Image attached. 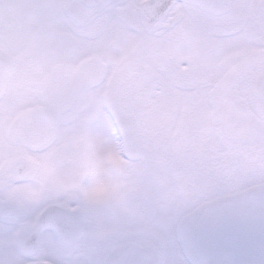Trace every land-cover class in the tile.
I'll return each instance as SVG.
<instances>
[{
  "label": "snow or ice",
  "instance_id": "snow-or-ice-1",
  "mask_svg": "<svg viewBox=\"0 0 264 264\" xmlns=\"http://www.w3.org/2000/svg\"><path fill=\"white\" fill-rule=\"evenodd\" d=\"M0 264H264V0H0Z\"/></svg>",
  "mask_w": 264,
  "mask_h": 264
}]
</instances>
